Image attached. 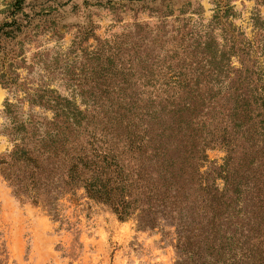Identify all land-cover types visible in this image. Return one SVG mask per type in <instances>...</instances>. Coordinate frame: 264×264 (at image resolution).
Masks as SVG:
<instances>
[{
    "label": "trees",
    "instance_id": "obj_1",
    "mask_svg": "<svg viewBox=\"0 0 264 264\" xmlns=\"http://www.w3.org/2000/svg\"><path fill=\"white\" fill-rule=\"evenodd\" d=\"M3 35L6 84L14 63L4 68ZM231 43L207 47L200 64L103 69L123 77L96 84L106 120L86 125L77 143L58 131L38 150L17 144L0 159L15 197L52 211L57 194L84 189L122 221L155 227L161 216L176 226L178 264H264V68L234 66ZM70 105V126L94 122ZM217 147L222 164L209 159Z\"/></svg>",
    "mask_w": 264,
    "mask_h": 264
},
{
    "label": "rangeland",
    "instance_id": "obj_2",
    "mask_svg": "<svg viewBox=\"0 0 264 264\" xmlns=\"http://www.w3.org/2000/svg\"><path fill=\"white\" fill-rule=\"evenodd\" d=\"M0 32H14L2 36L4 68L14 65L6 84L0 72V159L58 131L77 143L106 120L96 84L123 77L103 69L200 64L234 37L233 65L264 68V0H0ZM70 101L94 122L70 126ZM208 155L222 164L226 152ZM45 204L15 197L0 165V264H178L176 226L161 216L155 227L122 221L84 189Z\"/></svg>",
    "mask_w": 264,
    "mask_h": 264
}]
</instances>
